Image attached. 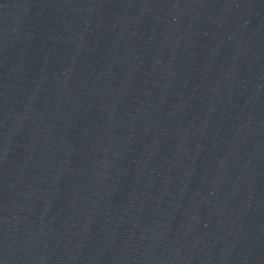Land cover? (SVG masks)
Returning a JSON list of instances; mask_svg holds the SVG:
<instances>
[{"label": "water", "instance_id": "obj_1", "mask_svg": "<svg viewBox=\"0 0 264 264\" xmlns=\"http://www.w3.org/2000/svg\"><path fill=\"white\" fill-rule=\"evenodd\" d=\"M0 264H264V0H0Z\"/></svg>", "mask_w": 264, "mask_h": 264}]
</instances>
